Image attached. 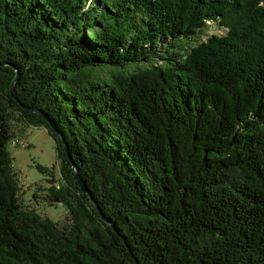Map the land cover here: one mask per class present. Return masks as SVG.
<instances>
[{
	"label": "trees",
	"instance_id": "16d2710c",
	"mask_svg": "<svg viewBox=\"0 0 264 264\" xmlns=\"http://www.w3.org/2000/svg\"><path fill=\"white\" fill-rule=\"evenodd\" d=\"M14 122L68 225L21 204ZM0 264H264V0H0Z\"/></svg>",
	"mask_w": 264,
	"mask_h": 264
},
{
	"label": "rangeland",
	"instance_id": "374dc122",
	"mask_svg": "<svg viewBox=\"0 0 264 264\" xmlns=\"http://www.w3.org/2000/svg\"><path fill=\"white\" fill-rule=\"evenodd\" d=\"M226 32V26L209 23L199 37L185 42L184 48L189 49L212 34L225 35ZM13 130L15 133L12 140L18 139L25 143V147L16 146L12 141L8 144V150L13 158V169L17 173L21 204L35 209L42 216L49 217L61 227L68 225L70 222L68 207L57 202H52L51 205L46 196L47 188L51 185L49 178L56 180L55 184L58 185L62 182L56 141L44 126L14 122ZM39 166L49 169L50 173L41 172Z\"/></svg>",
	"mask_w": 264,
	"mask_h": 264
},
{
	"label": "water",
	"instance_id": "95a60500",
	"mask_svg": "<svg viewBox=\"0 0 264 264\" xmlns=\"http://www.w3.org/2000/svg\"><path fill=\"white\" fill-rule=\"evenodd\" d=\"M19 79V72H17L16 74V78L15 80L13 81L12 85H11V89H10V94H11V97L16 100L21 106L22 108H24L25 110H28V111H31V112H34V113H37L38 115H40L42 118H44L46 120V122L48 123V125L53 128L54 131H56V133L58 135L61 136V134L57 131L56 127H55V124L54 122L42 111V110H38V109H33V108H30L24 104H22L19 99H18V96L16 94V91H15V85H16V82L18 81ZM64 151L68 157V159L70 160L71 164H72V167L74 169V173H75V177H76V180H77V183H78V186L79 188L81 189V191L83 193H87L89 194L90 198H91V204H92V207L94 209V211L103 219V220H106L107 221V218L104 216V214L102 213V211L99 209L97 203L92 199L93 196L91 195L90 193V190H89V187L87 185V182L82 178L81 174H80V170H79V166L74 162V160L72 159V156L70 155L69 153V150H68V147L66 144H64ZM52 202H57L59 203V200L58 199H51ZM109 222V221H108ZM114 228V227H113Z\"/></svg>",
	"mask_w": 264,
	"mask_h": 264
},
{
	"label": "built area",
	"instance_id": "2783aa9c",
	"mask_svg": "<svg viewBox=\"0 0 264 264\" xmlns=\"http://www.w3.org/2000/svg\"><path fill=\"white\" fill-rule=\"evenodd\" d=\"M12 144L16 145V146H21V147H25V143L18 140V139H14L12 140Z\"/></svg>",
	"mask_w": 264,
	"mask_h": 264
}]
</instances>
